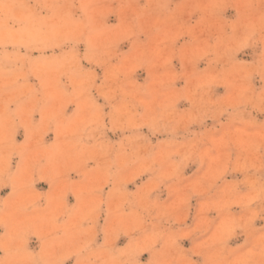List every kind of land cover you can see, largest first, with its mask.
I'll return each instance as SVG.
<instances>
[{"label": "clouds", "instance_id": "9594fccd", "mask_svg": "<svg viewBox=\"0 0 264 264\" xmlns=\"http://www.w3.org/2000/svg\"><path fill=\"white\" fill-rule=\"evenodd\" d=\"M0 264H264V0H0Z\"/></svg>", "mask_w": 264, "mask_h": 264}, {"label": "rangeland", "instance_id": "374dc122", "mask_svg": "<svg viewBox=\"0 0 264 264\" xmlns=\"http://www.w3.org/2000/svg\"><path fill=\"white\" fill-rule=\"evenodd\" d=\"M18 139H20V137H18ZM38 187H43V185H40V186H38Z\"/></svg>", "mask_w": 264, "mask_h": 264}]
</instances>
